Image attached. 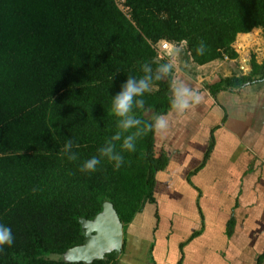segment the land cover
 <instances>
[{
  "label": "trees",
  "instance_id": "obj_1",
  "mask_svg": "<svg viewBox=\"0 0 264 264\" xmlns=\"http://www.w3.org/2000/svg\"><path fill=\"white\" fill-rule=\"evenodd\" d=\"M125 3L130 15L116 0H0V223L14 236L0 249V264H117L115 252L91 263L62 255L85 243L81 218L94 219L106 199L126 231L147 202H156L157 174L169 157L156 152V134L145 130L119 169L103 160L93 173L79 171L119 131L112 97L128 76L144 75L142 64L155 70L166 62L153 47L161 39L185 42L203 65L236 56L238 34L264 29V0ZM253 65L249 75L222 77L211 93L263 80L256 75L264 64L253 58ZM170 98L169 79L155 81L140 97L144 109L134 105L131 114L145 129L154 114L172 110ZM68 139L74 161L61 151ZM257 261L264 263V252Z\"/></svg>",
  "mask_w": 264,
  "mask_h": 264
},
{
  "label": "crops",
  "instance_id": "obj_2",
  "mask_svg": "<svg viewBox=\"0 0 264 264\" xmlns=\"http://www.w3.org/2000/svg\"><path fill=\"white\" fill-rule=\"evenodd\" d=\"M174 43L183 45L175 75L202 101L165 115L169 127L156 134V152L169 164L157 174L156 202L127 226L117 264H257L264 252V79L216 95L209 87L251 74L253 58L264 64V29L238 34L236 56L203 65L185 42ZM263 75L264 68L256 78Z\"/></svg>",
  "mask_w": 264,
  "mask_h": 264
},
{
  "label": "clouds",
  "instance_id": "obj_3",
  "mask_svg": "<svg viewBox=\"0 0 264 264\" xmlns=\"http://www.w3.org/2000/svg\"><path fill=\"white\" fill-rule=\"evenodd\" d=\"M165 13H161V19H166ZM157 56L166 58V62L160 64L153 70L149 63L141 65L144 75L140 78L128 76L125 83L122 84L121 90L112 97L111 112L117 118V131L110 139L106 140L104 146L98 150L97 156L85 160L79 167L81 173H93L101 165L103 160L112 163L115 169H119L124 164V152H133L136 147V140L145 130H150L155 134L165 132L169 127V120L163 114H154L150 125L142 129L141 120L132 115L133 106L138 109H144V100L140 99L145 93L153 91L154 82L169 79L170 88V107L177 114H183L202 101L201 94L190 87L186 81L174 73H179L180 68L177 63L183 45H177L161 39L153 45ZM204 46L197 48V52L202 54ZM136 129V131H131ZM116 142H120V150H116ZM73 141L68 139L63 148L62 154L68 160L77 159L76 154L72 151ZM14 243V236L11 227L0 223V249L5 245L11 246Z\"/></svg>",
  "mask_w": 264,
  "mask_h": 264
},
{
  "label": "water",
  "instance_id": "obj_4",
  "mask_svg": "<svg viewBox=\"0 0 264 264\" xmlns=\"http://www.w3.org/2000/svg\"><path fill=\"white\" fill-rule=\"evenodd\" d=\"M85 243L62 255L67 262L91 263L111 252L120 258L124 249L125 229L114 204L106 199L102 211L94 219L81 218Z\"/></svg>",
  "mask_w": 264,
  "mask_h": 264
},
{
  "label": "built area",
  "instance_id": "obj_5",
  "mask_svg": "<svg viewBox=\"0 0 264 264\" xmlns=\"http://www.w3.org/2000/svg\"><path fill=\"white\" fill-rule=\"evenodd\" d=\"M118 5L120 6V8L126 12L128 15L131 14V8L125 3L126 0H116ZM168 41V40H167ZM171 42V41H170ZM158 59H163V60H166V58H161L158 56Z\"/></svg>",
  "mask_w": 264,
  "mask_h": 264
},
{
  "label": "rangeland",
  "instance_id": "obj_6",
  "mask_svg": "<svg viewBox=\"0 0 264 264\" xmlns=\"http://www.w3.org/2000/svg\"><path fill=\"white\" fill-rule=\"evenodd\" d=\"M118 260H119V258H118Z\"/></svg>",
  "mask_w": 264,
  "mask_h": 264
}]
</instances>
